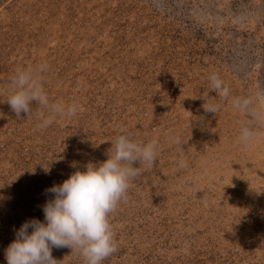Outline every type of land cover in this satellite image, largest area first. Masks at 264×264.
I'll return each mask as SVG.
<instances>
[{
    "label": "rangeland",
    "instance_id": "obj_1",
    "mask_svg": "<svg viewBox=\"0 0 264 264\" xmlns=\"http://www.w3.org/2000/svg\"><path fill=\"white\" fill-rule=\"evenodd\" d=\"M40 64L50 103L80 106L46 128L47 109L17 117L7 103L12 76ZM262 91L264 0H0V264L20 226L44 220L46 190L121 134L158 150L110 214L103 264H264ZM52 256L84 264L68 247Z\"/></svg>",
    "mask_w": 264,
    "mask_h": 264
},
{
    "label": "clouds",
    "instance_id": "obj_2",
    "mask_svg": "<svg viewBox=\"0 0 264 264\" xmlns=\"http://www.w3.org/2000/svg\"><path fill=\"white\" fill-rule=\"evenodd\" d=\"M47 64L18 70L11 78L12 94L8 97L16 116L30 114L32 105L38 104L48 110L41 114L38 128L50 126L57 116L73 117L79 110L78 102L69 105L50 103L49 96L40 78L47 71ZM212 90L221 98L229 96V89L215 73L209 77ZM258 98L264 101V91ZM203 108L215 113L216 107L205 99ZM252 101L234 98L233 104L247 112ZM170 139L179 144L178 137ZM255 136L253 129L245 125L241 129L242 142H249ZM158 144L156 141L139 143L130 135H118L111 141L107 159L103 162H89L84 169L76 170L59 185L47 189L52 194L42 206L44 220L32 219L24 222L15 232V239L5 250L7 264H60L52 256L53 248L68 247L77 250L84 264H103L117 248L110 214L126 198L130 181L140 175L139 164L156 163ZM181 167L186 163L179 162Z\"/></svg>",
    "mask_w": 264,
    "mask_h": 264
}]
</instances>
